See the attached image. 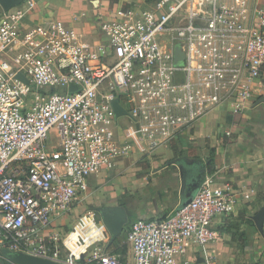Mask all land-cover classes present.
<instances>
[{
    "label": "built area",
    "instance_id": "obj_1",
    "mask_svg": "<svg viewBox=\"0 0 264 264\" xmlns=\"http://www.w3.org/2000/svg\"><path fill=\"white\" fill-rule=\"evenodd\" d=\"M224 2L119 8L100 22L95 41L59 20L28 23L33 0L0 8V252L54 264H178L187 250L217 240L212 224L233 213L235 194L212 176L166 219L134 221L125 232V260L96 246L108 233L94 214L88 219L102 238L89 243L79 233L72 238L77 227L62 236L52 223L86 200L90 177L128 155L117 131L150 154L194 129L232 88L235 112L252 102V82L264 67V8L259 0ZM114 102L127 115L116 117ZM67 240L84 247L78 256Z\"/></svg>",
    "mask_w": 264,
    "mask_h": 264
},
{
    "label": "crops",
    "instance_id": "obj_2",
    "mask_svg": "<svg viewBox=\"0 0 264 264\" xmlns=\"http://www.w3.org/2000/svg\"><path fill=\"white\" fill-rule=\"evenodd\" d=\"M33 1L35 8L26 19L28 23L59 20L88 41L101 38L99 19L110 17L111 12L124 6V3L151 6L154 2ZM259 4L264 8V0H259ZM17 9L21 8L18 6ZM252 89L254 99L240 112H235L232 90L231 97L206 113L189 133L160 146L150 154L143 152L135 137L128 138L125 133L117 131L116 139L129 144L130 152L119 158L111 170L89 178V196L97 191L102 192L98 200L101 207L94 208L95 211L123 208L126 214L123 229H128L138 219L164 220L173 214L187 193V186L182 191L180 168L186 173V185L191 180L199 181L200 184L207 176H212L217 185L228 184L232 187L235 207L232 214L220 217L212 224L219 235L215 242L208 245L206 253L217 254L225 250L226 245L232 249L236 245L240 250L239 261L242 264H264V103L260 102L264 97V67L260 77L253 80ZM227 131L230 135L225 134ZM207 163L210 164V172L205 167ZM261 211L263 213L258 228L254 218ZM69 216L56 218L52 223L54 230L62 236L71 227L67 223L72 222ZM226 226L236 228V232L220 229ZM86 231V243L102 238L100 232L93 235V232ZM125 232L122 230L121 235H125ZM66 243L74 256H78L79 250L84 248L74 243L71 245L68 240ZM112 243H109L107 234L105 244ZM113 250L114 247L109 251ZM130 254L127 246V254L125 258L121 257L122 260L129 258ZM197 255L201 257V251L189 249L178 259V264H193Z\"/></svg>",
    "mask_w": 264,
    "mask_h": 264
},
{
    "label": "rangeland",
    "instance_id": "obj_3",
    "mask_svg": "<svg viewBox=\"0 0 264 264\" xmlns=\"http://www.w3.org/2000/svg\"><path fill=\"white\" fill-rule=\"evenodd\" d=\"M147 1L151 2L152 0H147ZM252 1L253 0H230L229 2H224V3H226L227 6H250ZM22 4H23V1H22L21 5ZM135 5H136V3H124V6H121L120 9L131 8V9L136 11V10H141V9L146 7V6H135ZM111 11L112 10H110L109 12H111ZM113 12L114 11H112L111 13H113ZM111 17H112V14L108 18H111ZM106 18L102 17V19H99V21L101 22V21L105 20ZM100 34L102 35V31H100ZM224 84H225V86H228V82H224ZM232 90H233V88H232ZM225 92H227L226 88H225ZM99 195H102V192L97 191V192H94L93 194H91L90 196H88L89 199L87 197L86 200L78 202V204L74 207V210L72 211V213L69 216V217H71L70 220L72 222H67L68 225L71 227L69 230H66L65 233H68L69 231H73L74 227H77V228H76V232L72 234V238H75L77 233H79V234L83 235V237H85L87 234L86 229L89 230L91 233L93 232L92 233L93 235H95L97 232H100L98 229V228H100V226L95 224V223L100 222V215L94 209L97 207H101V203H100V201H98L101 198ZM91 203H93V204H91ZM91 214H94L95 223L93 221H91V219H88V218H91ZM86 218H87V220H86ZM125 230L127 231V229L124 228L123 231L125 232ZM93 235H91V236H93ZM68 242L71 245L73 244L72 240H68ZM105 245H106L105 243L99 242V243H97L96 246H98L100 248V251L102 253L110 254L112 251L111 252L110 251H107V252L104 251ZM209 246H207L205 249L201 250V257H198L199 255H197V257L193 261V264H242L239 261L240 250H239L238 246L233 245V247H235V248L232 249V248L228 247L229 245H226L225 250H220V251H218L217 254L215 252L214 254L211 253L208 255L206 253V250L209 249ZM61 253H62V255H65L66 252L63 249L61 251ZM120 259L122 260L121 257H120ZM0 264H4V259L1 257V255H0Z\"/></svg>",
    "mask_w": 264,
    "mask_h": 264
},
{
    "label": "water",
    "instance_id": "obj_4",
    "mask_svg": "<svg viewBox=\"0 0 264 264\" xmlns=\"http://www.w3.org/2000/svg\"><path fill=\"white\" fill-rule=\"evenodd\" d=\"M23 0H0V8L3 11H9L13 8H16L21 5ZM183 61V53L179 46H176L174 49V62L175 64H180ZM17 79L23 81L25 84H28V81L23 78L21 74L17 75ZM75 88L73 86L70 87V91H74ZM262 103H264V97L261 99ZM113 108L116 117H120L123 115H127L126 111L117 103H113ZM185 172L183 168H180V176L182 180V191L187 186V193L185 195V199L182 200L181 204L177 207L180 209L181 207L187 205L192 200L194 193L198 187L199 181L191 180L189 184L186 185ZM263 211H261L255 218V225L260 228V221L262 217ZM98 214L100 215V223L105 228L109 235V243H112L116 238H118L123 230V226L125 223V211L121 207L116 208H103L98 209ZM1 257L4 259V264H54L48 260H43L39 258H35L32 256H28L25 254L17 253V252H9L6 250H2L0 252Z\"/></svg>",
    "mask_w": 264,
    "mask_h": 264
},
{
    "label": "trees",
    "instance_id": "obj_5",
    "mask_svg": "<svg viewBox=\"0 0 264 264\" xmlns=\"http://www.w3.org/2000/svg\"><path fill=\"white\" fill-rule=\"evenodd\" d=\"M202 165V164H201ZM208 166H210L209 163H207L206 169H208V171L210 172V169L208 168ZM222 231H228V232H236V228L230 227V226H226L224 228H220ZM243 234H241L242 236ZM125 240V235H121L120 237L116 238V240L110 244V245H106L104 251L107 252L109 250H111V248L114 247V250L110 253V254H114L117 255L119 257L125 258L126 254H127V246L124 243Z\"/></svg>",
    "mask_w": 264,
    "mask_h": 264
},
{
    "label": "bare ground",
    "instance_id": "obj_6",
    "mask_svg": "<svg viewBox=\"0 0 264 264\" xmlns=\"http://www.w3.org/2000/svg\"><path fill=\"white\" fill-rule=\"evenodd\" d=\"M86 220H87V218H86ZM74 243V242H73ZM76 245V244H75Z\"/></svg>",
    "mask_w": 264,
    "mask_h": 264
}]
</instances>
